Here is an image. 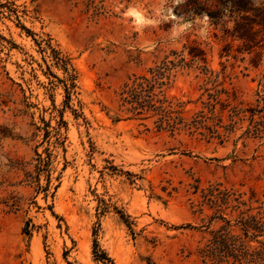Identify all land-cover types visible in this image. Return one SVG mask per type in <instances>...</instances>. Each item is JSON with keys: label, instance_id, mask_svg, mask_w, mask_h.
<instances>
[{"label": "rangeland", "instance_id": "obj_1", "mask_svg": "<svg viewBox=\"0 0 264 264\" xmlns=\"http://www.w3.org/2000/svg\"><path fill=\"white\" fill-rule=\"evenodd\" d=\"M199 1L224 24L208 26L204 6L183 17V0H0V264H217L199 254L215 233L243 237L230 215L245 207L213 200L252 189L264 202V136L227 109L220 138L148 118L147 90L191 121L222 88L264 115V28L247 51L223 35L230 0ZM132 7L160 24L137 30ZM134 101L150 114L128 111Z\"/></svg>", "mask_w": 264, "mask_h": 264}, {"label": "trees", "instance_id": "obj_2", "mask_svg": "<svg viewBox=\"0 0 264 264\" xmlns=\"http://www.w3.org/2000/svg\"><path fill=\"white\" fill-rule=\"evenodd\" d=\"M217 4L218 3L215 1L214 4L206 3L204 6L199 0H187L182 5L188 9L184 10V13L187 14V16L183 17L191 18L192 15L188 14L191 9L193 11V9L204 6L206 10L202 11H204L208 19L218 27V25L224 24L222 23L223 16L218 11L209 10L217 7ZM230 7L232 8V11L227 18L228 21L232 23V27L224 28L222 30L224 32L223 35L241 41L245 44L244 47H246L247 51H251V49L259 42L257 41L258 36L263 32L264 8L260 7L253 9L248 0H230ZM193 13L196 15V12ZM198 14L200 15L201 13ZM259 28H261V30ZM22 29L26 31V33H30L26 28ZM193 49L189 50V55L196 58L198 55L196 52H193ZM173 55L175 54L173 53ZM50 58L55 62V65L58 66L64 62L59 53L54 50H52ZM62 66L66 73L67 70H65V63H63ZM147 82L148 79L142 76L134 78L130 85L125 84L121 93L123 96V105L130 104L131 102L129 99L133 98V96H135V99L139 100L140 94H136L137 90L141 91L144 83ZM147 91L151 98V108H153V112H151L152 115L148 116V118L160 115L159 122L161 123V126L159 129H166L171 133L183 129L188 133H193L202 129L203 131L206 130L209 137L220 138L221 135L217 132V128L221 127L222 114L223 111L227 109L232 119H237L238 122H243L248 119V128L244 133L245 135H251L256 139H261L264 136V115L261 114V111L250 107H244L242 103L236 105L231 104V102L228 101L230 94L227 89L222 88L221 90H217L214 98H212L213 103L208 102L209 109H207L206 112L204 111L205 108L197 112L194 117L191 118V121H184L180 116L183 114V102H179L177 99L168 101L165 96L163 100H160L157 98V95L150 92V90ZM262 93V97L264 98V86L262 88ZM221 95L226 96V99L221 100ZM210 97H212V95H209V98ZM154 99L155 101L153 102ZM232 99V101L235 99L233 93ZM155 103H158L159 106L154 107ZM164 103H167L165 107L163 106ZM217 105L220 106L219 111ZM128 111L133 112L135 116L150 114V110H143L137 102H135V106ZM172 116H176L175 120L177 121H174V119L172 121ZM209 123L211 124L209 125ZM236 123L237 122H234L233 124L235 125ZM178 125L181 126L178 127ZM231 128L234 127L232 126ZM214 190L217 191L216 189ZM238 192L239 191H233L231 193L232 196H235L232 200L228 197H216L213 201L218 206L233 201L239 206L245 207V210H240L235 216H233V214L230 215V218L234 217L232 221L239 225L243 230V237L232 236L230 233H224L221 235L215 233L212 239L209 240L208 244L200 250L199 254L204 260H209L217 264H264V241L258 239L264 237V202L260 200L257 193L252 189H250L248 193ZM244 197H246V199ZM220 219L225 222L227 226L222 227L221 230H224L223 228H229L231 221L226 220L223 217ZM250 243H256L258 246L250 247ZM245 244H247V246ZM93 253L96 256L99 255L102 260L112 263L106 254L99 252L98 245L95 241L93 243Z\"/></svg>", "mask_w": 264, "mask_h": 264}, {"label": "clouds", "instance_id": "obj_3", "mask_svg": "<svg viewBox=\"0 0 264 264\" xmlns=\"http://www.w3.org/2000/svg\"><path fill=\"white\" fill-rule=\"evenodd\" d=\"M179 2L180 0H174V4ZM183 2L185 3V0H183ZM252 3L255 6H261V4H264V0H252ZM126 15L127 17L131 18L134 26L137 28V30L140 31H142L146 27H157L160 24V22L156 18H151L145 15L143 11L134 7L129 8ZM169 19L171 20L177 19V17H175L174 14L172 13V9L169 10ZM169 19L164 20V22H168ZM203 19L208 23V26H210V21L208 20V18L205 16L203 17ZM152 48H155V44L151 45V47L148 50L151 51Z\"/></svg>", "mask_w": 264, "mask_h": 264}]
</instances>
